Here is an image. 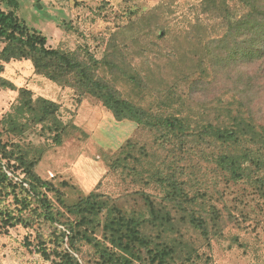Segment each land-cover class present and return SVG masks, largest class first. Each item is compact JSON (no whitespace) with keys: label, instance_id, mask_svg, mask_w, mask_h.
Listing matches in <instances>:
<instances>
[{"label":"rangeland","instance_id":"rangeland-1","mask_svg":"<svg viewBox=\"0 0 264 264\" xmlns=\"http://www.w3.org/2000/svg\"><path fill=\"white\" fill-rule=\"evenodd\" d=\"M202 1L0 0V14L11 13L47 48L71 55L93 80L152 115L148 127L117 122L73 76L59 85L37 75L29 59L0 62L1 77L56 103L68 125L60 146L48 124L20 119L24 131H14L5 119L18 92L0 88V264H57L66 254L79 264H264V170L233 181L218 162L215 135L193 138L208 122L221 124L219 104L191 107V134L187 126L162 128L179 108L159 106L158 73L147 74L180 67L167 61L178 50L187 58L189 37L221 33ZM40 151L32 174L16 160L31 162ZM173 184L198 202L204 194L208 209L175 202ZM200 215L218 218L208 238L189 224Z\"/></svg>","mask_w":264,"mask_h":264},{"label":"trees","instance_id":"trees-1","mask_svg":"<svg viewBox=\"0 0 264 264\" xmlns=\"http://www.w3.org/2000/svg\"><path fill=\"white\" fill-rule=\"evenodd\" d=\"M201 11L203 15L219 21L221 33L205 39L189 37L190 50L187 58L184 60L178 50L171 57L172 60L167 61L173 65L180 63V67L160 69L155 73L148 71L147 74L158 73L154 91L159 99V106L179 108V114L169 116L162 123V128L185 131L187 126L185 134H191L192 131L186 124L191 116V107L196 109L220 105L221 124L214 127L208 122L191 135L202 140L214 134L222 151L219 164L233 181H238L246 178L252 170L255 174L264 170V0H203ZM161 37L165 38L164 30ZM45 41L44 37L35 33L28 34L26 26L20 24L11 13L0 14V42L6 44L0 53L1 63L29 59L37 75L59 85L67 84L68 77L73 76L78 90L99 99L117 122L130 121L142 127L149 126L152 118L150 113L121 99L107 84L93 80L81 62L71 55L47 48ZM2 72L3 66L0 64V88L18 92V105L6 117V125L17 132L24 131L25 124L20 119L32 120L41 125L48 124L55 132L52 144L60 146L68 125L58 117L59 106L42 97L33 99L29 90L16 88L1 77ZM131 79L139 80L136 76ZM5 146L0 142V147ZM0 151L6 153L4 149ZM43 154L42 151L38 152L37 158L27 162L28 164L23 159L16 160L27 165L25 170L32 174L31 170ZM32 178L41 186L45 185L35 176ZM257 180L262 181L263 178ZM172 186L175 202L183 198L197 203L204 211L208 209L209 206L203 204L204 194L200 198L202 202H198L196 196L189 199L188 193L184 195L182 186ZM210 211L211 215L219 213L216 206H211ZM217 221L218 218L212 223L207 216L201 215L189 218V224L201 231L206 238L212 233V227L216 228ZM110 263L124 264L121 260L114 259ZM57 264L79 263L66 254Z\"/></svg>","mask_w":264,"mask_h":264}]
</instances>
